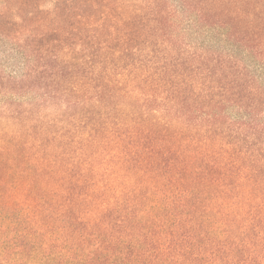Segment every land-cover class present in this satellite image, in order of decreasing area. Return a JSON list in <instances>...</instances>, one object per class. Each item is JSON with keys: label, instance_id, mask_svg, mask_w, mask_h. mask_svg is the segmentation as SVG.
Listing matches in <instances>:
<instances>
[{"label": "trees", "instance_id": "trees-1", "mask_svg": "<svg viewBox=\"0 0 264 264\" xmlns=\"http://www.w3.org/2000/svg\"><path fill=\"white\" fill-rule=\"evenodd\" d=\"M9 35L0 264H264V0H0Z\"/></svg>", "mask_w": 264, "mask_h": 264}, {"label": "rangeland", "instance_id": "rangeland-1", "mask_svg": "<svg viewBox=\"0 0 264 264\" xmlns=\"http://www.w3.org/2000/svg\"><path fill=\"white\" fill-rule=\"evenodd\" d=\"M12 37L13 35H9L0 38V65L7 70L15 69L22 60L20 49Z\"/></svg>", "mask_w": 264, "mask_h": 264}]
</instances>
